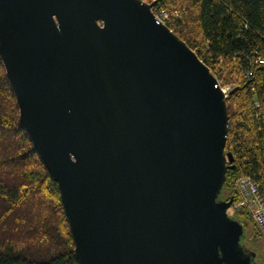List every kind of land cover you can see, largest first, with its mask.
Masks as SVG:
<instances>
[{"label": "water", "instance_id": "1", "mask_svg": "<svg viewBox=\"0 0 264 264\" xmlns=\"http://www.w3.org/2000/svg\"><path fill=\"white\" fill-rule=\"evenodd\" d=\"M146 0H0V55L80 264H255L222 199L227 95Z\"/></svg>", "mask_w": 264, "mask_h": 264}, {"label": "trees", "instance_id": "2", "mask_svg": "<svg viewBox=\"0 0 264 264\" xmlns=\"http://www.w3.org/2000/svg\"><path fill=\"white\" fill-rule=\"evenodd\" d=\"M229 86L227 171L220 197L234 198L237 178L249 176L264 201V0H146ZM252 250L259 231L251 212L235 208ZM258 260V256H257ZM0 264H80L57 181L23 125L0 55ZM260 264H264V259Z\"/></svg>", "mask_w": 264, "mask_h": 264}, {"label": "built area", "instance_id": "3", "mask_svg": "<svg viewBox=\"0 0 264 264\" xmlns=\"http://www.w3.org/2000/svg\"><path fill=\"white\" fill-rule=\"evenodd\" d=\"M156 15L161 21H163L161 14ZM223 89L228 97L230 88L223 87ZM236 184L238 195L241 196L238 205L249 209L258 229L264 234V201L259 194V185L254 179L245 175L238 177ZM234 211V206H231L228 209L230 215H233Z\"/></svg>", "mask_w": 264, "mask_h": 264}, {"label": "rangeland", "instance_id": "4", "mask_svg": "<svg viewBox=\"0 0 264 264\" xmlns=\"http://www.w3.org/2000/svg\"><path fill=\"white\" fill-rule=\"evenodd\" d=\"M225 87L230 88L229 86H225ZM254 233L255 234L253 235L251 228L247 227L246 236L252 238L253 244L251 248L253 251L257 253L258 256L257 264H260L262 262V259H264V234L260 230L259 231L256 230V232Z\"/></svg>", "mask_w": 264, "mask_h": 264}, {"label": "bare ground", "instance_id": "5", "mask_svg": "<svg viewBox=\"0 0 264 264\" xmlns=\"http://www.w3.org/2000/svg\"><path fill=\"white\" fill-rule=\"evenodd\" d=\"M221 86H222V85H221ZM238 196H239V199H238V202H237V204H234V203H233V206H234V208H236L237 206H239V205H238V203H239V202H240V200H241V196H240V195H238ZM232 216H233V215H232ZM256 254H257V253H256Z\"/></svg>", "mask_w": 264, "mask_h": 264}, {"label": "flooded vegetation", "instance_id": "6", "mask_svg": "<svg viewBox=\"0 0 264 264\" xmlns=\"http://www.w3.org/2000/svg\"><path fill=\"white\" fill-rule=\"evenodd\" d=\"M222 199H224V198H222ZM255 264H257V261H256V263Z\"/></svg>", "mask_w": 264, "mask_h": 264}]
</instances>
